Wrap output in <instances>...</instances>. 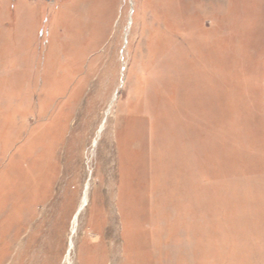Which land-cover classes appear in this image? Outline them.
I'll return each mask as SVG.
<instances>
[{"label": "rangeland", "instance_id": "374dc122", "mask_svg": "<svg viewBox=\"0 0 264 264\" xmlns=\"http://www.w3.org/2000/svg\"><path fill=\"white\" fill-rule=\"evenodd\" d=\"M0 264H264V0H0Z\"/></svg>", "mask_w": 264, "mask_h": 264}, {"label": "bare ground", "instance_id": "6f19581e", "mask_svg": "<svg viewBox=\"0 0 264 264\" xmlns=\"http://www.w3.org/2000/svg\"><path fill=\"white\" fill-rule=\"evenodd\" d=\"M85 203H86V198L84 197V198L82 199V203H81V206H80L79 208L83 207ZM76 219H77V216H76V213H75V215H74L73 218H72V228L74 227V225H76V224H75ZM72 231H73V229H72ZM68 245H69V246H68V252H69L70 249H71V247H72V243H71V241L69 242ZM68 252H67V257H68V255H69Z\"/></svg>", "mask_w": 264, "mask_h": 264}]
</instances>
